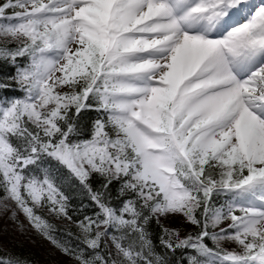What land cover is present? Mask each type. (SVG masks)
<instances>
[{"label": "snow or ice", "instance_id": "1", "mask_svg": "<svg viewBox=\"0 0 264 264\" xmlns=\"http://www.w3.org/2000/svg\"><path fill=\"white\" fill-rule=\"evenodd\" d=\"M0 64V209L70 264H264V0H0Z\"/></svg>", "mask_w": 264, "mask_h": 264}, {"label": "trees", "instance_id": "2", "mask_svg": "<svg viewBox=\"0 0 264 264\" xmlns=\"http://www.w3.org/2000/svg\"><path fill=\"white\" fill-rule=\"evenodd\" d=\"M9 72L10 69L4 67L3 64H0V79H4ZM4 94V92L0 91V96ZM95 117L96 113L94 112L85 113L83 126L86 130H88V136H86L85 138H89L90 136V122ZM60 172L64 174V179L66 181L62 190H64L66 194L71 195L72 207L74 209H80L82 204L84 205V207L82 211L71 213L73 215V220L71 221L64 217L56 218L55 216H51L46 212H43L42 215H44L45 218L48 219L49 223L53 225L55 232L62 243H67L69 246H74V244L76 243L75 238L79 234V229L77 228L74 221H76L77 219H82L85 215H92L94 212L98 211V209L85 193H81L71 183V181L67 177L68 170L66 168L62 167L60 169ZM94 186L98 187L99 185L97 183ZM115 190L116 189L113 188L114 194ZM149 230L154 237H158L160 233V225L157 224L155 220H153L150 222ZM195 230L196 226L188 223L186 226V232L182 233L188 234L194 232ZM2 233H4V231L0 229V234ZM69 233H71V235H69ZM0 242H2L3 244V248L0 249V255L3 254L4 250H7L9 252L20 253L21 255L28 257L33 262V264H70L69 258L62 254L60 250H58L54 245H50L48 242L47 243L51 246L52 253H42L41 255H39V251L33 247L32 242H27L25 239L23 240V238H20V236H16L13 232H10L6 235H1ZM208 243L210 247H214L210 241ZM56 251L59 252V257H63L64 261L54 258L56 256L55 254H57ZM40 257H42V259Z\"/></svg>", "mask_w": 264, "mask_h": 264}, {"label": "rangeland", "instance_id": "3", "mask_svg": "<svg viewBox=\"0 0 264 264\" xmlns=\"http://www.w3.org/2000/svg\"><path fill=\"white\" fill-rule=\"evenodd\" d=\"M161 223L165 227L178 228L181 231L182 235H185L182 232H186V226L188 223L190 224V222H187L178 216H169L167 218H161ZM0 229L4 231V233L0 234V237L1 235H6L10 232H13L16 236H20V238H23V240L25 239L27 242H32L33 247L39 251V255H41L42 253H46V254L52 253L51 246L48 244V243L51 244V242L48 241L46 238L42 237L34 229H32L28 225L27 220L22 214L19 215L18 221H16L13 218H11L8 212H5L2 209H0ZM226 246L229 247L230 249L237 250L238 248L233 242H228V245ZM57 254H55L56 256L54 258L64 261L63 257L61 258L59 257L60 256L59 252H57ZM40 258L42 259V257Z\"/></svg>", "mask_w": 264, "mask_h": 264}]
</instances>
